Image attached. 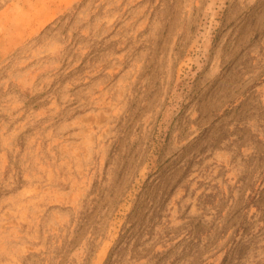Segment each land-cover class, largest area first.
I'll return each mask as SVG.
<instances>
[{
	"label": "rangeland",
	"instance_id": "rangeland-1",
	"mask_svg": "<svg viewBox=\"0 0 264 264\" xmlns=\"http://www.w3.org/2000/svg\"><path fill=\"white\" fill-rule=\"evenodd\" d=\"M0 264H264V0H0Z\"/></svg>",
	"mask_w": 264,
	"mask_h": 264
}]
</instances>
